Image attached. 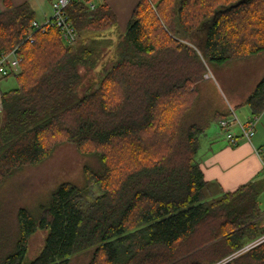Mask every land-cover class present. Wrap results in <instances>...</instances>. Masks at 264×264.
<instances>
[{
  "label": "trees",
  "instance_id": "trees-1",
  "mask_svg": "<svg viewBox=\"0 0 264 264\" xmlns=\"http://www.w3.org/2000/svg\"><path fill=\"white\" fill-rule=\"evenodd\" d=\"M66 12L79 34L72 45L58 28L36 30L28 2L0 10V54L21 56L20 72L0 80L15 76L18 85L1 91L0 187L72 143L101 152L103 173L92 178L100 192L88 200L64 182L36 211L18 208L15 232L0 222V264H24L40 228L44 247L29 264H70L91 248L89 264H264V242L228 259L264 234V179L207 201L197 158L206 130L234 114L202 107L205 62L264 54V0H139L97 87L50 114L99 58L84 33L110 45L102 35L116 23L107 4L71 0ZM247 105L253 116L264 112V75Z\"/></svg>",
  "mask_w": 264,
  "mask_h": 264
},
{
  "label": "rangeland",
  "instance_id": "rangeland-1",
  "mask_svg": "<svg viewBox=\"0 0 264 264\" xmlns=\"http://www.w3.org/2000/svg\"><path fill=\"white\" fill-rule=\"evenodd\" d=\"M107 32L112 33L108 37L105 35L102 37L110 38V45H107L106 42L99 44L92 40V38L100 39L101 36L98 37L97 33H84V44L89 46L91 44L96 47L100 51V54H97L99 58L95 63L80 68L82 75L80 83L70 95L64 97L60 104L50 110V114L58 113L73 105L84 94L97 87L105 68H110L117 60L118 45L123 38L124 30L120 28L119 24H114ZM204 40L205 34L199 36L195 42L199 54H201ZM204 73V79L199 85L203 96L202 107L206 111L208 109V112L211 110L212 114L217 107L223 110L229 109L228 101H230L235 105L238 104L235 106V112L240 121H244L245 118L242 113L248 114L249 109L244 103L239 104V101L245 98L246 93L253 89L264 75V54L232 62L225 67H216L205 62ZM17 86L15 76L0 81L2 92L17 88ZM3 112L4 105L2 102L0 114ZM100 153L95 152L92 146L78 148L75 144L64 143L58 146L45 162L24 167L8 178L0 187V222L3 221V224H7L10 232H15L18 208L25 207L31 211H36L39 205L49 201L51 193L64 182H71L81 187L87 194L86 198L91 200L100 192L99 187L92 179L103 173L104 166L101 163ZM217 197L219 196L208 192L206 200L211 201L218 199ZM259 202L261 209L264 210V193L260 195ZM47 233V229L40 228L30 237L24 264H29L39 255L44 247ZM93 253V248L77 253L71 257L70 264H89Z\"/></svg>",
  "mask_w": 264,
  "mask_h": 264
},
{
  "label": "crops",
  "instance_id": "crops-1",
  "mask_svg": "<svg viewBox=\"0 0 264 264\" xmlns=\"http://www.w3.org/2000/svg\"><path fill=\"white\" fill-rule=\"evenodd\" d=\"M52 1L54 0H0V9L5 7L6 2L14 5L28 2L36 12V22L41 24L52 15ZM82 1H87L93 7L107 4L116 14L115 24H119L124 31L133 9L139 2V0ZM111 33L106 32L104 35L108 37ZM254 88L246 93L245 98L239 101V104L247 105V99ZM228 102L229 109L239 118L235 112V106L238 104ZM248 109V114L242 113L245 118L244 121L241 120L243 123L254 117L249 107ZM234 132L240 133L238 128H234ZM197 158L204 178L209 183V191L215 196L235 191L248 182L264 179V112L258 117L253 138L247 140L240 137L236 146L229 144L218 122L213 123L200 138Z\"/></svg>",
  "mask_w": 264,
  "mask_h": 264
},
{
  "label": "built area",
  "instance_id": "built-area-1",
  "mask_svg": "<svg viewBox=\"0 0 264 264\" xmlns=\"http://www.w3.org/2000/svg\"><path fill=\"white\" fill-rule=\"evenodd\" d=\"M71 0H54L52 1V15L43 23L34 22V28L47 30L51 27L58 28L61 33V37L64 43L72 45L78 39V31L72 21L70 20L66 8ZM30 38V37H29ZM32 41V38H31ZM21 66V56L18 54L17 49H14L8 53L0 54V80L10 74L18 73ZM2 107V92L0 90V108ZM258 122V116H254L251 120L243 123L234 114L228 119H221L218 121L219 127L223 134L226 136L229 144L236 146L239 143L240 137L247 140L255 134L256 124ZM234 128H238L239 132L236 134ZM264 242V234L254 241L245 245L242 249L232 254L228 259L233 258L243 252L254 248L255 246Z\"/></svg>",
  "mask_w": 264,
  "mask_h": 264
},
{
  "label": "water",
  "instance_id": "water-1",
  "mask_svg": "<svg viewBox=\"0 0 264 264\" xmlns=\"http://www.w3.org/2000/svg\"><path fill=\"white\" fill-rule=\"evenodd\" d=\"M240 2H241V1H240ZM240 2L236 3L235 5L239 4ZM235 5H234V6H235Z\"/></svg>",
  "mask_w": 264,
  "mask_h": 264
},
{
  "label": "bare ground",
  "instance_id": "bare-ground-1",
  "mask_svg": "<svg viewBox=\"0 0 264 264\" xmlns=\"http://www.w3.org/2000/svg\"><path fill=\"white\" fill-rule=\"evenodd\" d=\"M40 23V22H39ZM79 35V34H78Z\"/></svg>",
  "mask_w": 264,
  "mask_h": 264
}]
</instances>
